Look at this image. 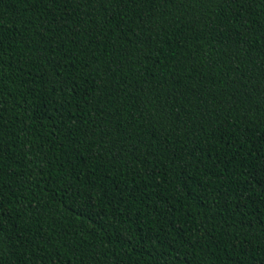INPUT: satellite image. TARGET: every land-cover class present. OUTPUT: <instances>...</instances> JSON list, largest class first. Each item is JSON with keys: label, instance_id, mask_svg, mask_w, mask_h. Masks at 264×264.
Here are the masks:
<instances>
[{"label": "trees", "instance_id": "trees-1", "mask_svg": "<svg viewBox=\"0 0 264 264\" xmlns=\"http://www.w3.org/2000/svg\"><path fill=\"white\" fill-rule=\"evenodd\" d=\"M0 264H264V0H0Z\"/></svg>", "mask_w": 264, "mask_h": 264}]
</instances>
